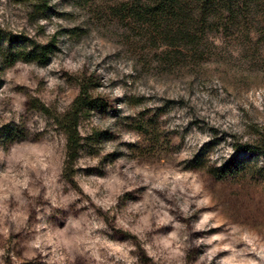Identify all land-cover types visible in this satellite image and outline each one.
Masks as SVG:
<instances>
[{
	"label": "rangeland",
	"instance_id": "rangeland-1",
	"mask_svg": "<svg viewBox=\"0 0 264 264\" xmlns=\"http://www.w3.org/2000/svg\"><path fill=\"white\" fill-rule=\"evenodd\" d=\"M145 1L0 0V264H264V0Z\"/></svg>",
	"mask_w": 264,
	"mask_h": 264
},
{
	"label": "trees",
	"instance_id": "trees-1",
	"mask_svg": "<svg viewBox=\"0 0 264 264\" xmlns=\"http://www.w3.org/2000/svg\"><path fill=\"white\" fill-rule=\"evenodd\" d=\"M154 1V2H153ZM141 2V1H140ZM211 2L219 3L221 5L230 4L231 0H199L200 8L204 9L206 8V5H210ZM183 3L182 0H146L143 2V7L140 9V11L136 8V2H134L133 6L129 8L130 14L135 16L136 14L140 13V16H143L147 21L156 20L159 16H176L178 17L180 15V11H184V7L181 6ZM206 19V18H205ZM183 28H179V35L186 34L185 31H183ZM198 30L194 33L193 36L198 37ZM183 33V34H182ZM184 36V35H183ZM187 38V37H186ZM30 56L34 59H41L45 60L47 57V54L44 53V51L35 53V51H32L30 53ZM74 103V108L72 111H70L65 116V123L64 126L66 128V131L68 133V136H70L69 141V147L70 150L73 149V146L75 148L78 146V121H79V109L83 105H86L88 103V99L90 98L88 89L83 88L81 90L80 94L77 96Z\"/></svg>",
	"mask_w": 264,
	"mask_h": 264
},
{
	"label": "clouds",
	"instance_id": "clouds-1",
	"mask_svg": "<svg viewBox=\"0 0 264 264\" xmlns=\"http://www.w3.org/2000/svg\"><path fill=\"white\" fill-rule=\"evenodd\" d=\"M72 67H76V65H72ZM117 95H120V93L119 92H117L116 93ZM125 139H128L127 137H125ZM154 187H157V188H159V187H161V184H156V185H154ZM185 210H186V208H185ZM210 216L209 215H205L203 218H202V220L200 221V223H198L197 225H196V228L197 229H200V228H203L204 226H205V224H207L208 223V221L210 220ZM163 221H161V223H162ZM215 239V238H214ZM36 247H39V244L37 243L36 245H35ZM164 247L166 248V249H170L171 247H172V245H171V242L170 241H165L164 242ZM179 253H178V251L176 250V249H173L172 250V255L173 256H175V255H178Z\"/></svg>",
	"mask_w": 264,
	"mask_h": 264
}]
</instances>
